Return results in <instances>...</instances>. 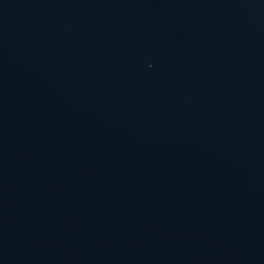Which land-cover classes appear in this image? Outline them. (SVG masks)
<instances>
[{
	"label": "water",
	"instance_id": "95a60500",
	"mask_svg": "<svg viewBox=\"0 0 264 264\" xmlns=\"http://www.w3.org/2000/svg\"><path fill=\"white\" fill-rule=\"evenodd\" d=\"M0 264H264V0H0Z\"/></svg>",
	"mask_w": 264,
	"mask_h": 264
}]
</instances>
